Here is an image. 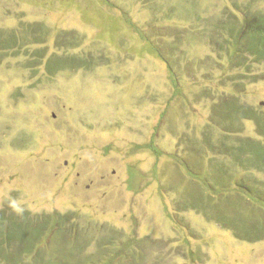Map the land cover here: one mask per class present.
Instances as JSON below:
<instances>
[{"label":"rangeland","instance_id":"rangeland-1","mask_svg":"<svg viewBox=\"0 0 264 264\" xmlns=\"http://www.w3.org/2000/svg\"><path fill=\"white\" fill-rule=\"evenodd\" d=\"M0 264H264V0H0Z\"/></svg>","mask_w":264,"mask_h":264}]
</instances>
